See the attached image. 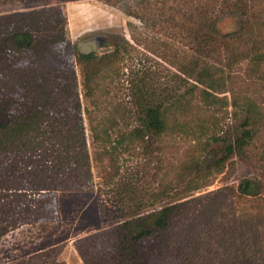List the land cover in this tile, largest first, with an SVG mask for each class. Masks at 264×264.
Segmentation results:
<instances>
[{"label": "rangeland", "instance_id": "374dc122", "mask_svg": "<svg viewBox=\"0 0 264 264\" xmlns=\"http://www.w3.org/2000/svg\"><path fill=\"white\" fill-rule=\"evenodd\" d=\"M200 3L212 7L207 16L221 33L243 34V40L216 47L212 56H200L224 71L218 73L216 99L211 104L197 100L188 127L166 133L159 150L152 147L143 154L136 148L121 154L120 174L109 189L96 159L99 148L88 112L109 114L122 101L126 114H138L141 106L168 104L179 93L186 94L193 81L180 84L177 67L199 55L189 30L206 24L204 13H193ZM16 28L29 32L36 46L16 52L0 46V72L5 74L6 66L16 72L0 74L2 84L17 81L20 68H75L91 179L56 191L39 188L42 181L58 176L52 154L43 156L51 150L50 139L2 157L0 264H29L45 251L50 254L45 260L55 256L60 264H264V61L260 70H249L253 45L264 51V0L246 5L237 0H0V37ZM91 41L98 56L118 52L106 75L105 69L98 73L104 93L98 91L102 103L95 108L84 96L82 70L74 56L80 44ZM10 87L4 93L12 99L6 103L9 97H0V117L18 108L17 102L26 106ZM248 101L255 107L246 114ZM66 103L71 115V103ZM247 116L255 123H247ZM59 122L60 127L75 128L71 121ZM253 125L257 133L244 155L230 154L221 171L208 175L207 185L185 191L184 184H176L177 167L193 153L219 159L228 143ZM165 176L173 180L172 197L137 207L144 189L156 188ZM248 177L259 184L249 195L239 189Z\"/></svg>", "mask_w": 264, "mask_h": 264}, {"label": "trees", "instance_id": "16d2710c", "mask_svg": "<svg viewBox=\"0 0 264 264\" xmlns=\"http://www.w3.org/2000/svg\"><path fill=\"white\" fill-rule=\"evenodd\" d=\"M237 1L246 5L249 0ZM207 6L210 5L207 3L197 4L193 12L197 15L204 13L206 24L197 28L196 31L189 30V33H192L190 35L191 41L196 44V51L199 55L193 56L187 63L177 67L180 72L178 76L180 84H184L189 78L193 81L191 86L186 88L187 95L179 93L177 97L169 100L168 104L141 106V112L138 114H132L129 110L126 114V104L122 101H117L114 105V112H109V114L93 116L91 112H88L92 139L99 148L96 159L100 162L102 176L105 184L110 186L109 189H113L114 178L120 174L121 154L127 151H135L136 148H141L143 154L150 153L152 147L159 150L166 133L184 132L182 129L188 127L186 122L187 119L191 118V111H193L194 104L198 103L197 100L205 104H211L215 101L216 96L213 91L219 89L221 85L219 84L220 76L218 73L223 74L224 71L208 61L205 62L200 56H212L218 51L216 47H220L229 41L243 40V34L239 35L238 32L221 33L217 28V22L211 16H207L209 15L207 11L209 9L212 11V7L206 8ZM13 30L10 29L0 37V46H3L5 50L8 52L24 51L36 46V42L29 32H21L19 28ZM117 53L116 50L110 54L98 56L93 51L83 53L79 48L74 51L75 60L82 70L84 96L89 99L94 108L99 107L102 103L98 91L104 93L103 85L100 86L97 80L98 73L101 69H105L106 75L110 70L111 62L116 59ZM48 54L53 53L50 51ZM249 55L252 63L249 70H260L259 66L264 61V51L260 49V46L253 45V52ZM18 71V80L12 79V83L8 86L3 85L0 78V87L2 85L0 89L2 96L0 95V97H9L6 103L12 99L11 96L4 93L9 86L16 88V93L26 100L25 108H23V103L17 102L18 108L11 110L9 106L8 113L0 117V163L2 157L10 151L20 152L28 145L38 148L44 141L50 139L53 140L50 143L51 150L43 151V156L47 157L49 153L52 154V158H54L53 167L58 176L51 177L49 182L42 181L39 188L47 186V189L56 191L64 186L67 187L75 180H78L81 186L84 185L91 179V159L84 136L83 118L80 114L81 102L76 90L75 68H56L50 64L41 65L39 68H20ZM4 72L5 74L0 72L3 74L1 76L7 77L10 74H16L11 66H6ZM24 72L27 74L23 75ZM49 76L61 77V80L55 83L54 79L48 78ZM199 85L203 88H200ZM67 101L72 106L71 115H68L65 109ZM233 101L234 104H237L235 99ZM254 107L255 105L248 101L244 106L246 114ZM97 112L99 110H94V113ZM73 115L77 116L75 121L72 120ZM196 117H198V113H196ZM60 120L66 123L71 121L75 128L60 127ZM134 121L137 123H133ZM245 121L250 123L248 116ZM126 123L131 126L127 127ZM254 123L253 120L250 124ZM201 128L204 129L202 126ZM198 129L200 128L196 130ZM256 133L257 129L254 125L251 128H244L233 142L228 143L224 149L225 153L219 159L206 160L202 153L198 156H196V152L193 153V156L184 160L177 167L175 171L176 184H184L181 188L185 191L207 185L211 180V176L208 175L221 171L226 166L225 161L230 154L235 152L240 156L244 155L245 146L251 143ZM205 149L206 147L203 145L200 151L203 152ZM159 170L161 171L163 168H159ZM74 173L75 177H73ZM172 181L165 176L158 180L156 188L152 190L145 188V194L137 202V207L141 208L148 202L154 204L156 201L172 197V192H169L172 190ZM258 185L257 181L248 177L240 182L239 189L242 193L249 195L258 188ZM175 189L178 191L177 188ZM48 252L34 255L29 264H60L55 256L51 257L50 260H45L44 258L50 255Z\"/></svg>", "mask_w": 264, "mask_h": 264}, {"label": "water", "instance_id": "95a60500", "mask_svg": "<svg viewBox=\"0 0 264 264\" xmlns=\"http://www.w3.org/2000/svg\"><path fill=\"white\" fill-rule=\"evenodd\" d=\"M96 48V43L94 41H91L89 43H82L79 46V50L83 53H90L94 51Z\"/></svg>", "mask_w": 264, "mask_h": 264}]
</instances>
